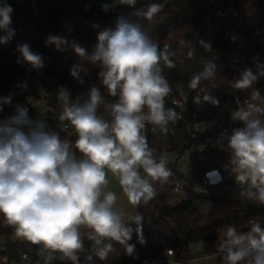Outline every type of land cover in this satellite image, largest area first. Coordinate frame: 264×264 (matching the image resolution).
Returning <instances> with one entry per match:
<instances>
[{"label":"clouds","instance_id":"obj_1","mask_svg":"<svg viewBox=\"0 0 264 264\" xmlns=\"http://www.w3.org/2000/svg\"><path fill=\"white\" fill-rule=\"evenodd\" d=\"M114 2L134 8L137 0ZM109 7L102 5V10L107 12ZM163 8V3H152L146 10L135 9L132 15L136 20L118 16L114 29L98 32V42L90 56L85 48L73 44L79 58L99 67L98 76L107 94L118 97L115 102H106L100 89L93 86L87 99L73 102L65 88L58 90L62 108L59 120L68 121L75 130L74 143L62 140L45 121L30 119L28 108L22 105H16L15 114L0 121V215L18 239L40 245L37 254L43 264L54 260L80 264V254L85 249L82 227L90 229L87 239L101 261L114 251L113 242L124 246L125 253L132 256L136 247L129 243L133 231L138 243H146L143 216L126 215L115 207L117 196L108 190L107 174L111 172L118 180L133 206L154 199L157 192L153 182L166 183L172 175L167 158L154 155L144 133L146 123H150L167 134L168 124L178 119L175 108L165 107L172 88L161 66L175 67L172 57L176 53L168 45L161 49L141 22L154 23ZM12 12L6 0L0 3V30L4 33L0 43H8L15 35ZM67 43L59 35L49 36L45 42L46 46L54 45L55 51H64ZM179 44L189 47L187 56L191 58L194 53L190 42L181 39ZM199 44L206 52L212 50L209 43L201 40ZM17 51L32 68L45 67L42 54L34 53L29 44L18 45ZM17 63H21L20 58ZM255 67V72L245 67L232 87L251 88L264 77V64L257 62ZM81 73L87 75L88 69L80 64L72 66L70 75L83 84ZM215 75L214 61H206L188 87L196 90L202 79L211 80ZM202 101L219 105V100L209 94H204L202 100L199 94L194 97L195 103ZM251 101L231 112L232 121L242 122L243 127L234 128L231 135L222 133L219 147L229 154L230 175L238 184L247 186L249 199L264 205V97L253 89ZM11 103V94L0 97V111ZM101 105L110 120L98 115ZM210 175L216 181L221 179L218 171ZM249 225L248 232L227 227L219 245L223 264H264V227L255 220H250ZM92 260V254L84 255L85 264Z\"/></svg>","mask_w":264,"mask_h":264},{"label":"trees","instance_id":"obj_2","mask_svg":"<svg viewBox=\"0 0 264 264\" xmlns=\"http://www.w3.org/2000/svg\"><path fill=\"white\" fill-rule=\"evenodd\" d=\"M13 8L11 27L15 35L8 43H0V97L11 94L12 103L3 105L0 121L15 114L16 105L27 107L23 97L17 95L13 86L18 76L26 71L27 62H23L17 51L18 45L27 43L34 53L42 54L45 74L44 85L54 94V105L60 107L58 90L63 87L72 101L82 97L87 99L91 87L100 89L106 102H115L118 97L107 94L98 76L99 67L88 60L79 58L73 51V44L86 49L90 56L96 45L98 32L105 28H115L118 16H128L132 20L135 9H145L152 3H163L164 8L155 18V22L142 20L148 28L150 37L157 41L160 48L168 45L176 55L172 57L175 67H163V75L169 81L172 90L181 88L194 95L209 94L219 100L214 106L208 102L199 105L206 107L207 117L220 111V104L228 98L242 101L251 99L253 89L259 90L264 97V77L251 88L238 90L232 87L240 78L245 67L256 71V63L264 64V0H137L136 5H120L114 0H24L22 2L6 0ZM108 4L107 12L102 5ZM163 17V19H161ZM98 24L99 28L93 25ZM0 30V35H3ZM65 37L68 41L64 51H55L54 45L46 46L49 36ZM235 38V39H233ZM190 42L193 56H187L189 47H183L179 41ZM211 44L212 50L206 52L199 41ZM256 58V61L253 58ZM21 63H17V59ZM206 61H214L216 75L211 80H201L196 90L188 87L195 73L203 70ZM80 64L88 69L81 73L83 84L70 75L73 65ZM28 108V107H27ZM29 110V108H28ZM98 115L110 120L104 106L98 108ZM28 116L34 121L31 111ZM148 146L158 155L181 149L177 132L153 136L146 126ZM167 167L176 166L168 164ZM177 169V168H176ZM178 172V170H176ZM157 195L147 204L137 206L143 216L142 231L145 244L137 242L133 231L130 244H134L132 256L125 253L124 246L113 242L114 251L101 261L91 249V241L84 238V253L80 254V264H85L84 255L92 254L90 264H141L144 259L154 258L162 252L173 249L176 259L187 261L191 246L203 245L205 251L216 252L220 233L229 226L236 229L244 227L250 220H264V205L249 199L247 186L238 184L234 179L221 187L211 189L208 195H197L187 191V199L172 205L173 188L169 181L161 184L154 181ZM133 229L136 225L132 224ZM246 232V231H245ZM14 230L7 226L0 215V242L8 245L14 253H27L34 259L40 245L12 243ZM58 262V260H55ZM71 264V262L69 263ZM223 264V263H222Z\"/></svg>","mask_w":264,"mask_h":264},{"label":"built area","instance_id":"obj_3","mask_svg":"<svg viewBox=\"0 0 264 264\" xmlns=\"http://www.w3.org/2000/svg\"><path fill=\"white\" fill-rule=\"evenodd\" d=\"M5 0H0V3ZM45 74V67L39 70L31 71L27 66L26 71L15 80L13 90L23 97L27 107L31 111L34 121L43 120L48 128L59 134L60 138L69 139L74 143L76 139L75 130L68 121H60V113L54 105V94L47 88L42 76ZM26 85V87H24ZM201 96V94H199ZM196 95L187 93L178 88L172 90V93L165 99L166 108H175L178 119L175 123L168 124L169 132H177L181 141L180 154L187 160L198 163L204 156L210 155L221 142L222 133L231 135L234 128L243 127L242 122H234L231 119V112L237 107L245 106L252 102L251 99L242 101L239 98H228L221 102L220 111L215 115L207 117L206 107L194 102ZM264 106V105H262ZM147 112V109H145ZM153 136L161 134L160 129L150 123H146ZM226 140V138H225ZM79 155V153H77ZM215 166H205L199 172L197 178L190 180L177 172L176 168L168 167L172 175L168 178L173 188L174 195L185 194L191 191L197 195H208L211 189L221 187L229 180L234 179L227 168L229 164ZM218 171L221 179L215 180L210 174ZM235 180V179H234ZM257 221V220H255ZM259 222V221H257ZM264 227V220L259 222ZM250 230L249 223L243 227V232ZM90 229L81 228L82 238H87ZM224 231L220 233L218 249L214 255L208 256L207 260L217 259L218 264H222V253L220 251V242L224 239ZM43 264V260L32 259L27 253H14L8 245L0 242V264ZM71 261L55 260L52 264H69ZM141 264H180L176 260V252L173 249L166 250L154 258H147Z\"/></svg>","mask_w":264,"mask_h":264},{"label":"rangeland","instance_id":"obj_4","mask_svg":"<svg viewBox=\"0 0 264 264\" xmlns=\"http://www.w3.org/2000/svg\"><path fill=\"white\" fill-rule=\"evenodd\" d=\"M12 1H18L22 2L24 0H12ZM29 69L31 71H35V68H32V66L29 64ZM81 102L85 100L84 98L80 97L78 98ZM74 100L73 102H75ZM57 111L61 113V106L56 107ZM154 155L159 158L160 156H165L167 158V165L172 164L177 167L178 172L181 175H184L187 178L193 179L197 178L199 172L201 169L205 166H215V164L219 165H226L228 164L229 160V154L225 151H223L219 146L215 148V150L207 156H204L201 161L198 163H193L186 158L182 157L180 154V150H176L169 153H163V154H157L155 151H153ZM141 173L143 175V171L141 170ZM107 178L109 180L108 190L113 191L117 196V201L115 204V207L123 210L126 215H137L141 214L137 208V206L131 205L127 197L122 192V189L120 188L118 180L111 174V172H108ZM187 199V196L185 194L180 195H173L172 200L170 203L172 205H175L179 203L180 201ZM226 230V229H225ZM239 232H243V227L237 229ZM225 232V231H224ZM10 241L12 243H20V244H28L29 242L23 241L21 239H18L14 234L11 236ZM215 254L214 252H207L205 251L203 245L197 244L190 247L189 253H188V259L187 261L185 259H176L178 263L180 264H218L217 259L207 260L205 257L212 256Z\"/></svg>","mask_w":264,"mask_h":264},{"label":"crops","instance_id":"obj_5","mask_svg":"<svg viewBox=\"0 0 264 264\" xmlns=\"http://www.w3.org/2000/svg\"><path fill=\"white\" fill-rule=\"evenodd\" d=\"M220 166V168L222 167L221 165H219ZM184 176V175H183ZM187 178V177H186ZM190 179V178H189ZM194 179V178H193ZM190 180H192V179H190ZM185 200V199H184Z\"/></svg>","mask_w":264,"mask_h":264}]
</instances>
